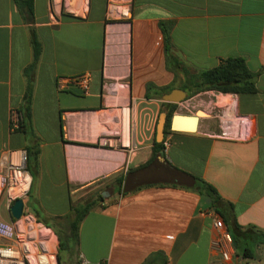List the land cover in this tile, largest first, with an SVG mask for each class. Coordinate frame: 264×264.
I'll list each match as a JSON object with an SVG mask.
<instances>
[{"label":"crops","instance_id":"crops-1","mask_svg":"<svg viewBox=\"0 0 264 264\" xmlns=\"http://www.w3.org/2000/svg\"><path fill=\"white\" fill-rule=\"evenodd\" d=\"M56 1L60 12L55 0H33L29 14L0 0V172L11 152L27 155L32 184L21 219L67 235L73 209L91 206L74 264H264V238L258 243L255 233H264V0ZM116 5L130 12L128 50L117 55L108 19ZM162 24L177 68L167 64ZM32 35L41 54L29 69ZM232 57L257 75V93L192 99L201 106L203 94L232 97L250 134L226 137L222 123L219 130L199 119L195 132L170 130L156 148L157 122L144 112L163 102L147 99V86L186 91L198 72ZM83 73L91 75L88 94L59 88ZM30 85L29 118L12 132L9 113L23 110ZM185 174L216 190L217 209ZM11 206L0 191V221L15 225ZM216 216L251 258L234 245L230 262L214 252ZM9 243L0 237V246Z\"/></svg>","mask_w":264,"mask_h":264},{"label":"trees","instance_id":"trees-1","mask_svg":"<svg viewBox=\"0 0 264 264\" xmlns=\"http://www.w3.org/2000/svg\"><path fill=\"white\" fill-rule=\"evenodd\" d=\"M14 4L20 10V12H25L32 14L33 11V0H13ZM162 33L164 36V50L166 55L167 64L169 66L172 65L173 68H177L181 66V64L176 60L171 52V44L169 38V28L165 25H161ZM32 52H33V63L29 66V69H33L39 59L41 54V45L37 41L36 37L32 35ZM256 74L252 73L245 62L244 59L239 57L227 58L221 63L212 69L200 71L196 74L194 78V82L191 84L190 88L186 87L185 92L189 97H192L198 93L213 91L222 94H236V95H251L257 93V89L255 86ZM155 90V93L151 94V90ZM172 87H154L151 85L147 86L146 98H155L161 99L164 94L171 92ZM31 94L32 89L31 85L28 86L27 92L24 98V108L20 112L23 113L24 119L29 118V108L31 102ZM162 105L169 109V112H173L175 109L174 104L162 103ZM169 112H167V123L165 126L164 133L170 131V118ZM24 122V121H23ZM154 146L156 148L162 147V143H155ZM184 174V173H183ZM188 176L193 182V189L200 195L207 197L210 200L211 206L217 209V205L222 201L218 196L216 190L204 182L201 179L194 178L188 174ZM229 209H232L231 204H227ZM91 209V206H82L79 208H74V218L68 225L67 235L65 240H60V250H67L70 254H76L77 244H78V226L84 216ZM218 214L224 219V215L217 211ZM236 230L242 235L245 232H241L239 226L236 225ZM248 231H251L249 229ZM257 236H259L258 243L261 241V238H264V233L256 232ZM232 243L236 250L242 251V256L244 258H251L252 252L248 247H243L240 249L239 240L236 238L232 239Z\"/></svg>","mask_w":264,"mask_h":264},{"label":"built area","instance_id":"built-area-1","mask_svg":"<svg viewBox=\"0 0 264 264\" xmlns=\"http://www.w3.org/2000/svg\"><path fill=\"white\" fill-rule=\"evenodd\" d=\"M56 10L60 12L63 6L56 1ZM66 9L67 5L64 4ZM91 75L83 73L77 77L60 80L59 88L72 85L82 91L83 94H88ZM127 109L122 110L124 115ZM24 121L22 112L12 110L9 113V128L12 132L19 131ZM224 131L222 135L231 137L233 130L231 123H222ZM244 133L248 135L247 131ZM243 133V135H245ZM240 138H246L245 136ZM237 137V135H235ZM9 162L2 168L0 172V191L4 194L7 202L12 205L16 200L23 202L27 198L31 184L32 177L27 169V155L24 152H11ZM23 218V216H22ZM213 229L215 235L212 239V249L216 252L223 262H230L233 255L232 237L225 230L223 220L220 217H215L213 220ZM22 219L18 220L15 225L6 224L0 221V237H4L10 241L9 244L0 246V264H37L36 252L47 253L46 241L43 240L47 228L38 224L39 232L37 233L31 226L27 228L22 227Z\"/></svg>","mask_w":264,"mask_h":264},{"label":"rangeland","instance_id":"rangeland-1","mask_svg":"<svg viewBox=\"0 0 264 264\" xmlns=\"http://www.w3.org/2000/svg\"><path fill=\"white\" fill-rule=\"evenodd\" d=\"M124 13L127 15H124ZM129 18H130V12L127 10V8H122L121 6H117V5L110 8L108 19H109V23L113 25L112 29L116 33H114V35L109 34V39L110 37L117 39L112 42L114 43L112 45V48L115 51L114 54L116 55L120 53L122 54L123 51L125 52L128 50L129 38H128V41L126 40V42L121 41V35H122L121 29L127 28L129 31V26H128ZM128 31L126 32V35L129 37ZM208 92H212V94H215V95H219V94L226 95L222 93H216L213 91H208ZM195 96H192L189 98L187 96V98L183 102H181L180 104H175V109L171 113L169 112V109L164 107L163 105H161L162 107H160L158 112L156 111L155 107H148V109L144 112L146 114L145 118L146 120H149L150 118L148 117V115L150 116L153 113L154 114L153 122L154 121L157 122L158 117H159L158 115L160 113L169 112L170 116L172 115L193 116L195 115L196 112L202 111L206 114V116L205 117L203 116L200 119L212 118L214 121V126L216 128H219V130H220L221 123H227V122L231 123V127L233 128L232 129L233 133L231 137H235V135H237V137L235 138H240V136L243 135L244 130L247 131L248 135L250 134L249 121L246 120L245 118L241 119L240 117L234 115V112H233L234 100L232 97H226L225 102L224 101L222 102L221 101L222 96H219L218 100L214 101V98L211 95L203 94L196 101L199 102L202 99H204L206 101V105L198 106L194 104L193 99H192ZM167 133L168 131L166 132V134ZM31 212H34V211H31ZM21 224L23 228H27L28 226H31L34 230L37 231V233L40 231L39 228L37 227L39 222L35 220L33 217L28 216L25 219H22ZM50 226L54 230H56L53 224H50ZM56 231L57 232H52V231L44 232L42 237H43V240L46 241V249H48L49 252L42 253V252L37 251L35 255V258L37 257V261H38L37 264H45L44 262L47 263V261L43 257H47L49 264H74L76 260V254H70L65 249L60 250V240L62 241L65 240V237H66L65 233L62 232L61 230L59 231L56 230Z\"/></svg>","mask_w":264,"mask_h":264},{"label":"water","instance_id":"water-1","mask_svg":"<svg viewBox=\"0 0 264 264\" xmlns=\"http://www.w3.org/2000/svg\"><path fill=\"white\" fill-rule=\"evenodd\" d=\"M187 98V94L184 90L174 89L171 92L164 94L161 97L163 103L168 104H180ZM205 117L206 114L202 111H198L193 116L172 115L170 118V130L174 132H195L198 126L199 119ZM186 119L191 120L187 122ZM167 113H160L156 127H155V141L160 143L164 138V130L167 123ZM24 202L22 200H16L10 207V214L13 220H20L23 216Z\"/></svg>","mask_w":264,"mask_h":264},{"label":"bare ground","instance_id":"bare-ground-1","mask_svg":"<svg viewBox=\"0 0 264 264\" xmlns=\"http://www.w3.org/2000/svg\"><path fill=\"white\" fill-rule=\"evenodd\" d=\"M124 15H127V14H125L124 13ZM122 31V35H121V41H123V42H126V40L128 41V36L126 35V32L128 31V29L127 28H123V29H121ZM114 33H116L114 30L112 31V34L114 35ZM119 36H120V34H119ZM114 37V36H113ZM119 39V38H118ZM110 40L111 41H114V40H117V39H114V38H112V37H110ZM122 45V44H121ZM121 47V46H120ZM127 47V46H126ZM123 48H124V46H123ZM119 51V50H118ZM121 54V53H120ZM125 55V54H124ZM122 56V55H121ZM122 59V58H121ZM120 59V60H121ZM123 63V62H122ZM125 64V63H124ZM126 67V66H125ZM226 97H221V101L223 102H225V99ZM232 103V102H231ZM183 116V115H182ZM123 120H124V125L123 126H125V128H126V124H127V114L125 113L124 114V116H123ZM187 120V122H191V120H189V119H186ZM125 128L123 129V130H125ZM233 129V128H232ZM49 252V251H48ZM47 252V253H48ZM46 261H47V263L46 262H44L45 264H49V261H48V259H47V257H43Z\"/></svg>","mask_w":264,"mask_h":264},{"label":"flooded vegetation","instance_id":"flooded-vegetation-1","mask_svg":"<svg viewBox=\"0 0 264 264\" xmlns=\"http://www.w3.org/2000/svg\"><path fill=\"white\" fill-rule=\"evenodd\" d=\"M168 115V114H167Z\"/></svg>","mask_w":264,"mask_h":264}]
</instances>
